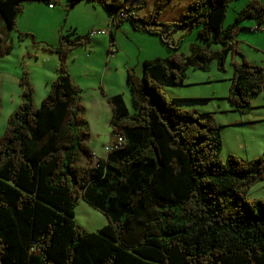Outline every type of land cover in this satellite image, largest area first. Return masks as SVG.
Here are the masks:
<instances>
[{
    "label": "trees",
    "instance_id": "1",
    "mask_svg": "<svg viewBox=\"0 0 264 264\" xmlns=\"http://www.w3.org/2000/svg\"><path fill=\"white\" fill-rule=\"evenodd\" d=\"M0 0V16L16 29L23 4ZM84 0H71V8ZM102 2L113 11L134 12L117 19L157 35L173 54L145 61L142 75L127 70L139 107L129 113L122 94L108 97L113 106V140L125 143L107 157H96L78 129L82 88L71 76L67 58L90 33L60 35L58 75L36 107L27 71L19 78V108L0 137V264H264V200H250L256 181L264 179V154L254 159L220 157L222 125L214 113L178 107L164 86L185 84L187 69L208 71L212 60L225 69L233 60L230 105L250 110L252 96L264 91V66L249 62L233 42L236 26L249 19L264 23V2L251 0L232 25L224 26L231 0H191L178 26L197 29L204 45L181 52L170 27L158 18L172 0H157L150 20L138 24L128 0ZM125 11V10H124ZM114 19V20H115ZM66 42V43H64ZM221 49L212 51V45ZM13 45L0 34V59ZM82 197L109 222L96 232L81 229L75 209Z\"/></svg>",
    "mask_w": 264,
    "mask_h": 264
},
{
    "label": "rangeland",
    "instance_id": "2",
    "mask_svg": "<svg viewBox=\"0 0 264 264\" xmlns=\"http://www.w3.org/2000/svg\"><path fill=\"white\" fill-rule=\"evenodd\" d=\"M48 1L53 4L54 9H50L48 4H44L45 2H25L23 4V9L24 7H27V9L19 13L16 29L14 30H9L5 21L0 16V34L13 45L12 52L0 59V137L3 136L6 130L10 114L19 108L22 99V87L19 85V78L25 71L29 72V80L34 90L33 101L34 105L36 103V107L41 106L40 98L43 100L48 94L47 74L56 73L55 67L59 59V55L49 49V46H58L61 42V34L65 36L73 32L75 36L80 35L84 37L93 29H108V26L105 27L107 22L106 10L102 7L103 3L98 0H84L79 2L74 8L70 7L71 0ZM103 1L109 2L110 0ZM156 1L157 0H128V6L136 7L135 12L137 16H139L136 19L138 24H141V20H150V14ZM188 1L190 2L191 0H172L166 7L162 13V17L165 22L169 23V29L164 25L158 27L154 24H150L154 29L159 28L162 30L165 36L170 35L175 44H180V49L178 50L186 54L190 53L192 45L206 44V41L198 36L196 28L187 34L188 30H181V28L178 27V24H180L178 22L182 17L181 12L185 8L184 4ZM249 1L251 0H231L229 2L224 21L225 27L234 23L239 10L243 9ZM262 2H264V0H262ZM31 6L34 7L32 12L29 9ZM30 12L32 17L28 16ZM123 24L124 25H121L122 30L117 32L119 38H116L122 50L116 63H114L119 67L117 70H112V74L106 73V67H108L106 60L108 59V54L111 52V49L113 47L115 49L117 48L116 45L113 47L111 46L109 34L89 36L88 43L75 46L70 51L67 58L68 69H70L74 79L78 81L76 82L80 84L84 90L83 101L81 103L83 121L81 120L78 123V129L82 133L87 147L94 152L102 153L103 149L105 151L103 147L104 144H110L112 142L111 138L114 136H112L113 129L111 125L113 115L112 108L100 106L102 109L101 112H99L95 106L99 104L94 102L95 99H104L101 93L103 80L106 84L105 87L109 88L112 86L114 89L119 90L121 94L123 93L122 96L124 95L125 101L127 99L126 103L128 102L126 105L128 112L131 114L136 113L138 111V106L133 98L131 86L127 81V70L134 69L136 74L141 76L142 66L140 65V60L142 59V55L156 57L157 55L155 52H157L159 48H163L167 51L164 53V56L160 58H167L174 52L163 43L158 36H153L146 31L135 29L130 20H124ZM18 26H20L21 30ZM25 26L32 27L35 33L25 34L22 31ZM258 32L259 31L255 33ZM255 33L242 31L240 39H238L237 47L249 62L253 64H262L264 66V49L261 48V45L257 46L255 45L257 43H254L255 40L264 43V32ZM242 35L246 37L247 35L249 36L245 38ZM220 48L221 45L219 44L212 45V51H216ZM233 60H241V57L237 53L228 55L224 70L218 68L219 66L216 60H212L208 71L189 68L186 71L187 78L185 84L200 80L201 77L199 75L203 76L202 80H205L204 82L213 80L215 77H209V75L216 72L217 68L222 75H226L228 71L229 74H233ZM110 79L111 83L109 84ZM204 84L209 85L210 83ZM94 88H96V90H93ZM206 89V86L184 85L173 88L171 92L179 97L184 94H200ZM229 90L222 94L228 97ZM165 94L169 98L173 97L172 93L171 96L168 93ZM191 100L193 101H188L189 104L184 106L186 110H196L202 113L203 111H201V109H204L206 103H208L207 100L200 98ZM209 106L208 104L205 109L209 108ZM204 113L205 112H203V114ZM226 133H229L227 138L225 137ZM225 136V140L227 141L223 143L220 153V157L223 161H225L230 154L250 160L264 153L263 132L252 133L242 130V128H230L225 132ZM261 183L262 182L252 186V190L249 192L250 200H253L252 198H259L258 196L264 197V190L260 188ZM255 190L260 192L261 195H258ZM74 218L78 226L88 232H96L109 222L106 215L86 202L82 197L78 199Z\"/></svg>",
    "mask_w": 264,
    "mask_h": 264
},
{
    "label": "crops",
    "instance_id": "3",
    "mask_svg": "<svg viewBox=\"0 0 264 264\" xmlns=\"http://www.w3.org/2000/svg\"><path fill=\"white\" fill-rule=\"evenodd\" d=\"M188 2H186L184 4L185 8L189 4ZM44 4L46 5V3H44ZM48 6L50 7V9H54L53 4H50V5L48 4ZM26 9H27V7H24L23 10L25 11ZM29 9L32 12L34 7L31 6V7H29ZM31 12L28 15L29 17H32L31 16ZM106 14H107L106 15L107 22H106V26L105 27L109 26V18H108V12L107 11H106ZM162 16H163V14L158 18V22L166 23L163 20ZM107 23H108V25H107ZM257 23H259V22L257 20H255V19H249V20H244V21L240 22L235 28V36L233 38V42L236 45H238V39H240V35H241L242 31L255 33L251 29ZM124 24H122V25H124ZM178 27H180L181 30H188V29H185L184 27H181V26H178ZM18 28L21 30L20 26H18ZM167 29H169V28L167 27ZM121 30L122 29H121V26H120L119 28L115 29V31H114V42H115L117 50L115 51V53H109L108 54V59L106 60V64H108V67H106V73H111L112 74V70H114V69L117 70L118 67H119V66H117V64L115 65L114 63H116V60H117L119 54H121V51H122L121 48L119 47V44L116 41V38H119V36L117 35V32L121 31ZM22 31L25 34H27V33L31 34L32 32L35 33V30L32 27H30V26H25V28ZM189 32L190 31L188 30L187 34H189ZM260 32H264V29L262 31H259L258 33H260ZM258 33H255V34H258ZM149 34L155 36V34H153V33H149ZM242 36L247 38L249 35H247V37L244 36V35H242ZM24 41H25V39H24ZM254 43H257V44H255L257 46L261 45V48L264 49V43L258 42V40H255ZM220 49H218V50H220ZM218 50H216V51H218ZM165 52H167V51L164 50L163 48L162 49L159 48L158 51L155 52L156 55H157L156 57L155 56L152 57V56L142 55V59L140 60L141 61L140 65L142 66L145 61H152V60H155L157 58H160V57L164 56ZM167 55H168V53H167ZM58 67H59V59H58V62L56 64V67H55L56 73L55 74H52V73H48L47 74V78H46L47 80L46 81H47L48 91H49V88H50V83H51L50 81H52L55 77H57ZM193 69L194 70H199V69H195V68H193ZM68 70H69L71 76L74 79V76L71 73L70 69H68ZM126 76H127V73H126ZM199 76L201 77L200 80H195V82H188V83H186L184 85H186V86H188V85L206 86L207 89L203 90V92L200 93V94L199 93H197V94H184V95L178 97V96L174 95L173 92H171L173 90V88H176V87H171V86H164L163 87V91L165 93H168L170 96H171V93H172L173 94L172 99H174L175 102H176V105L178 107L182 108V109H186L184 106L186 104H189L188 101H193L191 99L200 98V99L207 100L208 103H206L205 107H207V105L209 104L210 105L209 108L205 109V107H204L205 110L201 109V111H203L205 113L206 112L214 113V115H216L217 121L222 125V141H223V143H225L227 141V140H225V137L227 138L228 134H229V133H226V136H225V132L227 130H229L230 128H242V130L250 131L252 133H258V132H263L264 133V91H263V93H260L258 95L252 96V98L250 100V104H251L250 110L247 111L246 113H242V112H239L236 108L232 107L229 104L228 99L226 98L227 96L222 94V93L228 92V90L230 89L229 87L231 86L230 82L232 80L233 74H229V71H228V73L226 75H222V74H220V71L217 68L216 72L211 73V75H209V77H215L213 80H207L208 82H204L205 80H202L203 76L202 75H199ZM76 81L77 80H75V82ZM110 81H111V79L109 80V84L111 83ZM204 83H210V84L209 85H205ZM78 85L81 87L80 84H78ZM105 85L106 84H105V82L103 80V88H101V93H102V96L104 97V99L103 100H100V99H95L94 100L95 103L99 104V105H95L97 107V109L99 110V112H101V109H102L100 106H104L106 108H110L111 107L112 110H113V106L108 101V97L121 94L119 92V90L114 89L112 86L107 88V87H105ZM93 90H96V88H94ZM83 93H84V90L82 89L80 103H82V101H83ZM203 95H208V96H203ZM180 97H182V98H180ZM203 97H205V98H203ZM40 99H41L40 101L42 102V98H40ZM123 99H124V95H123ZM124 101H125V99H124ZM126 101H127V99H126ZM126 101H125V104L127 105L128 102L126 103ZM35 105H36V103H35ZM138 110H139V107H138ZM113 112H114V110H113ZM112 136H113V134H112ZM113 138H114V136L111 138V141L113 140ZM106 145L104 144L103 147L105 148ZM92 153H94L97 157H102V158H105L108 155V153H106L104 151V149H103L102 153L94 152V151H92ZM230 155H232V154H230ZM260 182H262L260 184V188L262 190H264V184H263L264 179L256 181L254 183V185H256V184H258ZM251 190H252V188H251ZM255 191L258 193V195H261L260 192H258L257 190H255ZM258 197L259 198H252V199L253 200H264V197H260V196H258Z\"/></svg>",
    "mask_w": 264,
    "mask_h": 264
},
{
    "label": "built area",
    "instance_id": "4",
    "mask_svg": "<svg viewBox=\"0 0 264 264\" xmlns=\"http://www.w3.org/2000/svg\"><path fill=\"white\" fill-rule=\"evenodd\" d=\"M113 12H114L113 15H112L113 18L110 17L109 30L111 29L112 25L117 20L115 18H118V17L123 18L125 16L130 15V14H132V15L134 14V13H131V12H127L126 10L125 11L124 10H122V11H118L117 10V11H113ZM263 29H264V23H260L259 22L251 30L254 31V32H257V31H262ZM106 33H107L106 30H96V29H94V30L91 31L92 35L106 34ZM112 53H115V49L114 48H112ZM115 138H116L115 141H113L111 144H109V145H107L105 147V151L107 153H110V152L120 148L125 143V138H124L123 135L117 134V135H115Z\"/></svg>",
    "mask_w": 264,
    "mask_h": 264
},
{
    "label": "clouds",
    "instance_id": "5",
    "mask_svg": "<svg viewBox=\"0 0 264 264\" xmlns=\"http://www.w3.org/2000/svg\"><path fill=\"white\" fill-rule=\"evenodd\" d=\"M95 1H96V0H95ZM132 13H134V12H132ZM134 14H135V13H134ZM109 24H110V17H109ZM113 29H114V26H112L110 30H109V26H108V29L106 30V31H107L106 34H110L111 30H113ZM93 30H94V29H93ZM91 31H92V30H91ZM91 31H90V35H92V34H91ZM106 34H105V35H106ZM110 43H111V42H110ZM111 46H112V47L115 46V42H113ZM113 48H114V47H113ZM114 49H115V48H114ZM116 50H117V49H115V51H116ZM110 53H112V49H111V52H110ZM113 141H114V140H112V142H113ZM112 142H111V143H112ZM111 143H110V144H111ZM108 145H109V144H108ZM106 146H107V145H106ZM106 146H105V147H106ZM105 152H106V151H105ZM106 153H107V152H106ZM108 154H109V153H108ZM95 156H96V155H95ZM96 157H97V156H96Z\"/></svg>",
    "mask_w": 264,
    "mask_h": 264
}]
</instances>
